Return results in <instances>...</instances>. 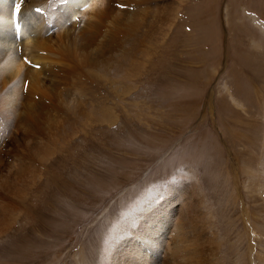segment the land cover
<instances>
[{
	"label": "rangeland",
	"instance_id": "1",
	"mask_svg": "<svg viewBox=\"0 0 264 264\" xmlns=\"http://www.w3.org/2000/svg\"><path fill=\"white\" fill-rule=\"evenodd\" d=\"M76 1L58 27L79 12L71 34L104 36L106 66L73 55L82 39L51 49L38 119L19 131L25 101L0 106V264H114L124 239L140 264H264V0H151L131 56L125 21Z\"/></svg>",
	"mask_w": 264,
	"mask_h": 264
},
{
	"label": "bare ground",
	"instance_id": "2",
	"mask_svg": "<svg viewBox=\"0 0 264 264\" xmlns=\"http://www.w3.org/2000/svg\"><path fill=\"white\" fill-rule=\"evenodd\" d=\"M50 1L51 0H14V1H12V0H0V71H1L0 75L5 76V80L2 81V83L0 84L1 85V88H0V106H4V107L6 106L8 108V109H6V108L2 109V111L8 110L11 113V110L14 109V104L16 102H20L23 100L25 101L26 105L28 106L26 99L32 91L35 93L34 94L32 93L33 95L29 99L32 100L34 106H36V103L41 101L42 98L43 99L47 98L48 101H50L49 100L50 97H48L46 95L50 96L51 94L43 93V91L45 90L44 87L47 86L46 85L47 81L45 79L48 78V76H50V75L48 74V76H47V74H46L43 76L44 73L41 72V68H42V66L46 67V65H52V64L56 63V61L50 60V58H48L46 55L47 51H49L51 49L55 48L58 50H65V48H66V50L68 52H70L71 47H72V45H71L72 43L74 45H78L79 39L85 40V42L83 44L80 43L79 46H76V47H78L77 48L78 50H75L73 55H75L76 58H80V59L81 58L83 59V56H84V60H82V61L86 60V62H87L86 64H87V66L90 67V69L94 68V70L96 69V70H100V71L105 69L104 66H106V60H107V59H105L106 58V52H108V50H110V48L107 49V47L109 45H107L108 42H105L106 39H104V36L100 35V33L97 32L95 29H94L95 31L91 32L87 36H86V34H88L87 31H86V33L85 32L81 33V35L78 36L79 38L77 36H74V35L72 36V34H71L72 30L71 29L73 28V21H75L74 19L79 13L77 11L71 12L72 19H71V22H69V23H71L70 24L71 25L70 30L66 29V27L59 28L58 22H61L60 24H64L67 21H69V19L65 20V17L59 16L56 13V11H58L59 7L66 6L68 4V1H73V0H56V2L54 4L47 7V4L50 3ZM109 1H114V3H117L116 0H77L74 4H75V6L80 5L81 7H83L84 10L87 11V13L89 12L90 15L94 12V15H92V16L89 15V17L91 19H94L95 17L99 18L98 19L99 24H102L100 21L103 20L104 15L107 16V18H108V19L104 18L105 19L104 21L107 24L108 23L112 24L113 21H119V22L125 21V23H126L125 26H127L128 30L130 32H128L126 39H124V41H123V43L125 42L124 44L127 43L126 45H124V46H126L124 55L125 56H131L135 52L134 51L135 41H136V38H137V35L139 32V27L143 26L142 24L145 23V26L147 28L151 29L152 26L155 24L154 23V16L152 15L154 10L151 6L147 5V3L151 2V0H148V2H147V0H123V2H125V3L131 2V3L139 5L138 9L134 10V11H122L119 9H114L113 7L110 6ZM120 2H122V1L120 0ZM17 5L20 6V12H19L18 16L14 17V13H15V9H16ZM131 5H130V7H131ZM37 7L39 9H41V11L39 13L35 11V13H34L33 9L37 8ZM46 7L48 9H44ZM54 7L56 10L55 12L52 11V9ZM118 7H115V8H118ZM117 11L120 12L118 15H117V13H118ZM106 12H108V15H106ZM115 12H116V15H113ZM154 12H156V11H154ZM157 12H158V10H157ZM36 13H38V14H36ZM14 18L21 25L20 32L18 33L19 43L16 42V35L14 32V28H13ZM87 19H88V16H87ZM84 20L85 19H83V21ZM79 22H81V21H79ZM90 23H92V22H90ZM53 24H55L57 26V29H59L60 32H63L61 36H59L57 33L56 35H58V36L57 37L55 36L56 37L55 39H52L51 37H47V35L45 34L46 28L52 27ZM97 25H98L97 23H95V24L93 23V26L97 27ZM93 26L89 25L88 27H86V29H92ZM2 30L7 31V34H6L7 40L3 39V35H1ZM76 34H77V32H76ZM121 40H122V38H121ZM89 42L91 43V45H88ZM67 44H68V46H65ZM122 45L123 44L118 45V46H122ZM18 46L21 49V50L20 49L19 50L22 52L18 51ZM74 48H75V46H74ZM82 53H83V55H82ZM52 57H53V55H52ZM110 58H117V57L111 56ZM54 59H56V58H54ZM24 60H27L28 63H30L32 65L31 69H30V67L28 68L26 66V64H28V63H25ZM44 69H46V68H44ZM2 71H3V73H2ZM2 78H4V77H2ZM24 83L26 84L27 91L25 92V95L21 96L22 90H23L22 86ZM35 94L38 95V99L40 98L41 100L39 99L38 101H36L35 100V97H36ZM58 99H60V98H58ZM60 101H64V98H63V100H60ZM41 103H42V101H41ZM64 105L65 106L67 105V109H69V110L72 108L70 106H73V104L68 100V98L66 99V103H64ZM53 106H55V105H53ZM24 107H25V105H24ZM40 114H41V112L34 109L29 104V106L26 107V109L24 111V115L22 116L24 120L23 119L20 120L18 125L12 124V125H14V126H12V128L17 127V130L20 131V130H22L21 126H23L25 123H27L29 121L32 122V121L37 120L38 117L40 116ZM1 128H2V126H1ZM25 133H27V132H25ZM21 136L24 137V135H21ZM20 139H22V138H20ZM19 141L20 140H18V142ZM22 141H23V139H22ZM30 142H32V140ZM15 143H17V142H15ZM1 147H2V145H1ZM4 147L6 148V145ZM1 151L3 152V149L1 150V148H0V152ZM4 151H5V149H4ZM5 158H7V157H5ZM3 162H2V165H3ZM2 197H4V196H2ZM4 209H6V207ZM2 219L3 218L0 219V222L2 224H5L3 226H7V224L4 222V220H7L6 217H5V219H3V221H2ZM2 224H0V225H2ZM163 224L164 223L162 221L157 220L155 222V224H154L155 231H154V234L151 236L150 240L154 239L155 236L158 237L160 234L163 233L161 230V228L163 227ZM2 227L0 229V232H2L1 230L4 228V227L3 228ZM128 233H129V235L131 234L129 231H128ZM142 247H143V244H140V247L137 248V246H133L130 243V241L128 242V239L122 240L120 245L118 247H116L114 254L112 255V259H113L114 264H140L138 257H140V255H141L140 252L142 250ZM145 263L146 262H144L143 264H145Z\"/></svg>",
	"mask_w": 264,
	"mask_h": 264
},
{
	"label": "snow or ice",
	"instance_id": "3",
	"mask_svg": "<svg viewBox=\"0 0 264 264\" xmlns=\"http://www.w3.org/2000/svg\"><path fill=\"white\" fill-rule=\"evenodd\" d=\"M35 11L39 13L41 11V9L37 8V9H35ZM19 12H20V6L17 5L16 6V9H15L14 17L15 16H18L19 15ZM13 23L15 24L16 32L19 33L20 32V29H21L20 23H18L15 18L13 20ZM25 63H28V61L26 60Z\"/></svg>",
	"mask_w": 264,
	"mask_h": 264
}]
</instances>
